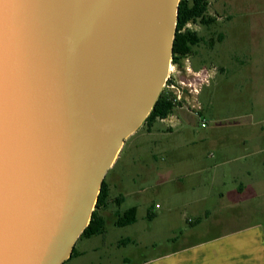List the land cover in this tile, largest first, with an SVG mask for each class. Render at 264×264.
Here are the masks:
<instances>
[{"label": "water", "instance_id": "1", "mask_svg": "<svg viewBox=\"0 0 264 264\" xmlns=\"http://www.w3.org/2000/svg\"><path fill=\"white\" fill-rule=\"evenodd\" d=\"M179 1L0 0V264L69 259L168 77Z\"/></svg>", "mask_w": 264, "mask_h": 264}, {"label": "crops", "instance_id": "2", "mask_svg": "<svg viewBox=\"0 0 264 264\" xmlns=\"http://www.w3.org/2000/svg\"><path fill=\"white\" fill-rule=\"evenodd\" d=\"M241 69L246 66L233 72ZM220 70L221 80L240 81L239 73L228 76L225 67ZM183 120L172 115L170 122L157 120L135 136L140 139L131 163H141L143 177L137 166L133 176L104 180L108 197L99 214L104 232L77 239L65 264H264V127L233 123L214 128L201 138V146H193L181 144L182 138L178 142ZM149 179L156 187L172 184L164 198L183 199L182 205L162 209L154 202L153 208L139 212L143 190L135 185ZM131 208L135 222L116 227V215ZM157 217H165L167 224L153 234L147 224L138 223ZM182 220L191 226L187 229ZM146 231L148 238L141 240Z\"/></svg>", "mask_w": 264, "mask_h": 264}, {"label": "rangeland", "instance_id": "3", "mask_svg": "<svg viewBox=\"0 0 264 264\" xmlns=\"http://www.w3.org/2000/svg\"><path fill=\"white\" fill-rule=\"evenodd\" d=\"M207 3L206 16L213 19V22L202 25L197 21L186 25L185 29L195 32L202 41L193 48V55L181 61L180 66L171 63V72L168 74L173 81L198 83L184 70L187 65L195 71L201 67L216 70L209 84L202 86L197 96L201 106L197 115L192 114L189 106L181 108L182 105L176 106L173 114L169 115H180L184 118L181 127L177 128V131L181 132L177 139L179 142L182 138L181 144L192 142L193 146H201L203 144L201 138L214 128H224L233 123L240 128L264 127V0H207ZM220 37L222 40L219 41ZM241 64L246 66V69L233 72L235 68L239 69ZM223 67L227 69L228 76L230 73H239L237 78L240 81L233 78L234 82H232L225 77L224 81L221 80L220 69ZM249 85L253 88L251 93L248 91ZM249 112L253 113L251 118ZM232 117L238 119L231 120ZM165 123L171 125L169 122ZM142 124L133 133L134 135L126 139L127 145L118 153L104 180L136 174V168L141 163L132 165L131 162L135 158L136 145L140 139L135 136L146 131ZM142 161L144 162V159ZM138 170V175L143 177L140 174V167ZM153 183L149 179V182L135 185L143 190L139 212L153 208L154 202L162 205V209L167 207L177 209L182 205L183 199L173 196L164 198L163 194L172 184L166 183L156 187ZM97 213L101 214L100 211ZM185 216L191 221L190 213L187 212ZM182 221L187 229L191 226L186 220ZM138 223L147 224L152 234L160 228L163 230V225L167 224L165 217L153 218L151 222L149 219H139ZM145 233L141 240L148 238V231ZM149 251L147 249L143 252L148 254ZM73 262L75 261L72 260L71 264Z\"/></svg>", "mask_w": 264, "mask_h": 264}, {"label": "trees", "instance_id": "4", "mask_svg": "<svg viewBox=\"0 0 264 264\" xmlns=\"http://www.w3.org/2000/svg\"><path fill=\"white\" fill-rule=\"evenodd\" d=\"M207 0H180L178 4L177 20L175 25L174 40L172 46L171 63L180 66L182 60L193 55V48L198 46L202 38L195 32L185 29L189 22H199L202 25H208L213 19L207 18ZM222 38H219V41ZM172 94L165 89L161 90L155 104L144 120L142 126L148 130L157 120L167 118L173 114L175 105L172 103ZM107 187L103 179L97 196L95 210L92 212L87 227L80 234L79 238H90L100 235L104 232V220L98 215L107 200ZM135 209L131 208L125 212L116 215L114 225L124 227L135 222ZM74 255V247L70 257ZM69 257V258H70Z\"/></svg>", "mask_w": 264, "mask_h": 264}, {"label": "built area", "instance_id": "5", "mask_svg": "<svg viewBox=\"0 0 264 264\" xmlns=\"http://www.w3.org/2000/svg\"><path fill=\"white\" fill-rule=\"evenodd\" d=\"M184 70L191 75L192 80H197L198 83L195 81H173L167 77L163 89L171 92L173 96L172 103L175 105V107L179 105H182L181 108L184 106H189L192 110V114L197 115L201 110L197 96L200 93L201 87L209 84L210 80L216 74V70L215 68L209 70L202 68L195 71L191 69L190 65H187ZM171 118L172 116H169L168 118L162 119L160 121L168 120L170 122ZM202 126H204V123H202ZM158 207L159 205H155V208Z\"/></svg>", "mask_w": 264, "mask_h": 264}, {"label": "bare ground", "instance_id": "6", "mask_svg": "<svg viewBox=\"0 0 264 264\" xmlns=\"http://www.w3.org/2000/svg\"><path fill=\"white\" fill-rule=\"evenodd\" d=\"M170 71H171V65H169L168 74L170 73ZM151 76H152V69L150 70L142 69L138 72L131 74L129 76V79L135 83H143L149 81L151 79Z\"/></svg>", "mask_w": 264, "mask_h": 264}]
</instances>
